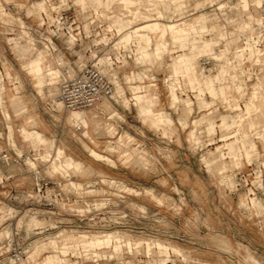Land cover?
<instances>
[{
  "label": "rangeland",
  "instance_id": "obj_1",
  "mask_svg": "<svg viewBox=\"0 0 264 264\" xmlns=\"http://www.w3.org/2000/svg\"><path fill=\"white\" fill-rule=\"evenodd\" d=\"M9 1L28 5L29 16L21 18L25 25L36 28L41 22V6L33 7L40 0H0L2 5ZM83 1L84 4L78 0H49L42 5L50 14L70 5L80 15L90 13L99 18L98 35L73 42L70 48L64 36L37 41L33 31L26 35L24 28L19 29L22 23L16 18L13 21L0 16L2 23L14 26L12 32H7L6 25L0 24V81L4 84L1 106L9 111V137L14 142L8 139L7 123L0 112V156L6 153L11 157L9 165L0 158V172L6 168L0 173V264H43L44 258L45 264H159L162 257L168 258L164 264H254L253 257L257 264H263L264 103L255 110L257 114L250 115L254 125L244 127L240 123L239 132L234 117L244 111V103L255 91L264 99V0ZM150 1L158 3L164 16L153 13L157 20L148 24L169 25L176 21L187 28L189 36L175 40L165 34L160 38L157 26L149 31L143 28L148 31L145 36L132 34L127 39L138 41L139 48L136 47L142 51L155 49L162 53L164 49L161 59L137 62L134 58L139 53L131 42L120 46L127 54L123 61L113 63L109 70L101 62L102 72L114 84V94L105 100L110 108L83 111L91 118L87 128L92 140L89 143L103 155L92 156L75 137L79 130L66 120L70 111L53 108L59 83L68 78L66 73L39 92L25 63L42 50L52 69L65 72L71 67L75 75L82 63L110 55L113 58L118 37L107 26L126 14V23L128 18H134L133 24L143 25L138 18L150 7H145ZM127 8L134 13L129 15ZM5 14L9 15L3 11ZM11 16L18 17L13 13ZM41 28L45 31L44 26ZM102 37L103 41L97 43ZM47 44L55 51L50 52ZM22 48H28L27 55L13 53ZM181 53L198 64L193 77H199L202 70L199 84L189 83L182 71L174 72L181 57L175 56ZM56 55L63 57V64L56 65ZM149 83L155 86L144 92L146 97L157 94L160 99L153 100V110L168 112L173 126L156 127L143 122L131 104L134 86ZM169 93L178 105H173ZM196 98L207 102L206 106ZM189 99L192 110L185 117L183 106ZM17 101L24 102L26 113L12 112L11 105ZM201 113H207V119L196 127L189 142L186 133L192 129L191 120ZM31 118L37 124H31ZM179 119L184 127L177 123ZM106 123L112 125V134L105 128ZM22 128L40 131L46 142L26 136ZM51 141L64 150L65 155L55 154L69 167L68 177L48 172L49 163L42 152L50 148ZM253 143L256 147L248 159L242 144ZM231 145L244 161L241 167L230 163L227 151ZM217 146L226 148L222 161L230 165L218 166L213 157V153L220 154L215 151ZM69 201L75 208L67 204ZM84 202L98 210H77L85 208ZM258 203L260 207L252 206ZM121 212L126 215L118 226H97ZM34 220H38L37 226ZM81 231L88 233L79 234ZM85 234V242L76 238ZM96 239L120 241L118 252L112 245L107 248L100 242L92 247L95 252H85L84 248ZM79 243L82 246H77ZM170 244L179 246L183 255L173 253ZM53 255L57 256L54 262Z\"/></svg>",
  "mask_w": 264,
  "mask_h": 264
},
{
  "label": "crops",
  "instance_id": "obj_2",
  "mask_svg": "<svg viewBox=\"0 0 264 264\" xmlns=\"http://www.w3.org/2000/svg\"><path fill=\"white\" fill-rule=\"evenodd\" d=\"M44 3H43V2ZM81 4H84L85 1L83 0H78ZM49 2V0H40L38 2H36V4L38 5H43L45 3ZM43 3V4H42ZM125 3V2H124ZM127 3V1H126ZM128 4V3H127ZM40 5V6H41ZM0 10L2 12V10H4L5 13H13V14H16V16H18L16 19L20 22L22 21L23 24H24V27H25V21L22 20L24 18H27L29 16V14H27L28 12V5H26V3H13L12 1H9L8 3L5 2V5H2V3L0 2ZM33 6H35V4H33ZM109 5H107L108 7ZM131 6V5H130ZM6 9L10 10V11H7ZM33 12V11H32ZM3 14V13H2ZM1 15V13H0ZM163 15V13H162ZM164 16V15H163ZM20 17V18H19ZM113 17V16H112ZM22 18V19H21ZM135 20V19H134ZM199 20V19H198ZM149 22H152V21H148V22H145V21H141L140 23L143 24V25H138V24H133V25H130V22L128 21L126 23L125 19H122L121 17L117 16V18H115L112 23H110L108 26L109 27H113L116 29L117 31V41L115 42V44L117 45V47L121 46V45H125V44H134L135 46H138L139 42L138 41H134L133 39L131 40H128L127 38L129 36H131L133 34L134 35H139V36H145L146 32L149 31H142L143 28H146L144 27L146 23H149ZM123 24L125 26H123ZM165 24V23H164ZM166 25V24H165ZM170 25V24H169ZM169 25H166L167 27H169ZM118 26H123L121 27L122 30L120 29V31L117 30V27ZM22 27V26H21ZM22 27V28H24ZM160 27V26H159ZM157 28L159 31H160V34H161V29L160 28ZM25 33L24 34H27L28 35V32L25 30L24 31ZM125 32L123 34V37H120V35H122V33ZM185 37V36H184ZM103 38H101L100 41H98V43L102 42L103 41ZM183 37H179V38H173L175 40H179ZM68 41V45L69 47H71L72 43L71 41L67 40ZM51 47L50 44H47L46 45V48L47 49H50L51 50ZM138 53L139 54H135V60L137 62H141V63H144L145 61H154L155 59H161L162 57V54H163V50L161 51L162 53H160V51H156L155 49L152 50V51H148V49H146L145 51H142V49H138ZM28 48H22L20 50H17V51H13L14 54H21V53H25L27 55L28 53ZM51 52V51H50ZM178 56H181L179 59H177V63H176V66L174 67V72H178V71H182L184 73V75L187 77V80L189 83L193 84L194 82H196L197 84H199L200 82V79H201V76L199 77H193L192 75V72L197 68L198 64L195 62V60H192L188 55H186L185 53H181V54H177L175 57H178ZM55 62L57 63L58 61H56V59L58 58L59 60V63H57V65H61L64 63V59L61 55H56L55 57ZM100 62L104 63V66H108V70L110 68H112L110 65H111V61L109 60V58L107 57L106 59H102L101 57L98 59ZM46 62V63H45ZM49 63V64H48ZM173 64V61L171 63V65ZM170 65V66H171ZM25 66H26V69H27V72L28 73H31L33 75V78L36 80V85H38V91L41 92L42 91V87L44 85H52L54 84L60 76L62 77H65L64 76V73H66V76H67V71H72L73 72V68L69 67V69H66L65 71L66 72H62L60 70V68H56V69H52L51 68V64L49 61H46V59L44 58V52L42 50H38L36 56L30 60H28L26 63H25ZM44 66V67H43ZM44 68H46L45 70H43ZM52 69V70H51ZM202 69V68H201ZM104 70V69H102ZM114 76H115V72L114 70L111 72ZM183 75V76H184ZM216 78H218V75L215 76ZM15 79H17V77H15ZM152 86H155V83H149L147 84V86H142V85H136L134 86V88L136 90H134L133 94L132 95V105L135 107V109L137 110V113L138 115L141 117L142 121L145 122L143 120V114H142V111L146 110V109H150L154 114L156 115H163V116H170V114L168 112H165L164 110L162 109H159L157 111H154L153 108H152V105H153V100L154 99H158V101L160 100L159 99V96L156 94V95H151L150 97H146L147 94H145L144 92L147 91V89L149 87H152ZM213 86V78H212V85ZM240 88V85L238 86ZM171 88H173L172 86H170V90ZM3 92H4V84L0 81V112L2 114V116L4 117V119L6 120V127H7V136H8V139L10 138L9 135H8V124L11 125L9 119H6V117L4 115H9V111L8 109L6 108H3L1 105H4V99H3ZM171 93V92H170ZM169 93V95H170ZM212 93L215 94L216 91L215 90H212ZM221 93L223 94L224 91H221ZM114 94V93H113ZM259 92L258 91H255L253 93V95L250 97L249 100H254V99H258V100H261V101H264V99L260 98L259 97ZM170 98H171V101L173 103V105H178V101H175L171 95H170ZM198 99L199 101V104L202 103V105L205 104L206 106V103L205 101H200L201 98H196ZM26 103V102H25ZM192 101L189 99V101H186V103L184 104L183 106V109L185 110L186 108H192ZM53 108H55L56 110H59L61 109L60 107V104L56 103L55 100L53 101ZM201 105V106H202ZM111 105L106 103L105 100H102L101 102L97 103L96 105H94L93 107L91 108H94V109H107V108H110ZM90 109V108H89ZM11 110L12 112H18V111H21L23 113H26L27 112V107L25 106L24 102L23 101H17L15 103H13L11 105ZM88 110V109H87ZM86 110V111H87ZM185 117L187 116L186 112H183ZM202 114V113H201ZM171 117V116H170ZM9 118H10V115H9ZM172 118V117H171ZM66 120L68 121V123H70L72 126L75 124V123H78L80 122L82 124V126L84 127L81 131V133L79 134H76L75 137L77 138V140L79 141L80 145L86 149L90 155L92 156H96V157H102L103 155L99 154L93 147L92 145L89 143V142H92V140L90 139L88 133H87V128H88V124L91 122V118H89V116L83 112V111H74V112H70V114L66 115ZM173 120V119H172ZM193 120V119H192ZM192 120H191V125H192ZM148 122V120L146 121ZM150 122V121H149ZM234 122L239 126V129L238 132L240 131V127H242V125H240L239 123L236 122V116L234 117ZM30 123L31 124H37L36 123V120L35 118H31L30 119ZM178 124H181L183 127L185 126V123L182 122L180 119L179 121H177ZM173 124H174V120H173ZM105 128L107 129V131L112 134L114 132V129L112 128V125L109 124V123H106L105 124ZM254 125V123L252 122H248V126H252ZM12 127V125H11ZM156 129H162V128H156ZM164 130V129H163ZM189 131V130H188ZM188 131L186 133V135L188 134ZM22 133L25 134L26 136H30L31 138L35 139L37 142H42V143H45L46 142V139L45 137L43 136V134L38 131V130H32V131H28L26 130L25 128H22ZM140 134H142V132H139ZM152 133V132H151ZM164 133V132H163ZM143 135V134H142ZM242 135H245V133L243 132ZM178 139H179V136H178ZM187 139H188V135H187ZM11 140V143L14 144L13 142V139L10 138ZM189 141V139H188ZM190 142V141H189ZM242 147H243V151L245 152V156L249 159L250 155H251V149L255 148L256 147V144L253 143L249 146H246L244 144H242ZM226 149V148H223V147H219L217 146L216 147V150L215 151H218L220 152V158H222L223 156V150ZM46 151H53V153H60L62 155H65L64 153V150L57 146L56 143L54 141H51L50 143V148L49 149H46L44 150L43 152H46ZM235 149H234V146L231 145L230 148L228 149V156L231 157V156H237L240 160V162L242 163V165H244V161L241 160L240 158V154L239 153H235ZM42 152V153H43ZM60 157V156H59ZM245 157V158H246ZM61 158V157H60ZM62 160V159H61ZM75 160V159H74ZM78 161V160H76ZM246 161H248L246 159ZM63 162V160H62ZM64 163V162H63ZM206 163V166L207 164L209 163L208 159L205 161ZM69 171V167H67V165L64 163L63 164ZM130 189V188H128ZM240 200L242 201H245L243 198H240ZM249 200H252V201H255L256 198L255 197H249ZM248 200V201H249ZM257 201V200H256ZM253 207L255 208H258L260 207V204H256L255 205H252ZM222 230V229H220ZM41 231V230H40ZM97 242H100L102 244H104V247H110L111 245L113 246V251L114 252H118L119 250V242H116L114 241H107L106 239H96V240H91V245L87 248H84V251L87 252V253H93L95 252V250L93 251L92 247L94 246V244H96ZM57 255V254H56ZM53 255L51 256V260L54 262L55 260V257L58 256V258L61 260V258L59 257V255ZM264 256V255H263ZM250 257V256H249ZM253 257V256H252ZM251 258V257H250ZM252 262L255 263V258H251ZM59 262V261H58ZM42 263L45 264L46 263V258H44L42 260ZM257 264V263H255Z\"/></svg>",
  "mask_w": 264,
  "mask_h": 264
},
{
  "label": "bare ground",
  "instance_id": "obj_3",
  "mask_svg": "<svg viewBox=\"0 0 264 264\" xmlns=\"http://www.w3.org/2000/svg\"><path fill=\"white\" fill-rule=\"evenodd\" d=\"M43 2V1H42ZM44 3V2H43ZM42 3V4H43ZM36 5H38V4H35V6ZM41 5V4H40ZM40 5H38V7L40 6ZM145 5V4H144ZM44 6H46V5H44ZM149 7V8H147V9H145L144 11H142L141 13H140V15H139V20L140 21H145V22H148V21H154V20H157V18H155V16H152V14L153 13H156L158 16H160V15H162V11L161 10H159V8H158V3L156 2V1H150V3H148V5L146 4L145 5V7ZM1 7V6H0ZM34 7V6H33ZM43 6L41 5V9H40V11H39V17H40V21L42 20V17H43V15L45 16V17H47L48 19H50L51 18V16H52V13L50 14L49 12H46L45 10H43V8H42ZM1 9V8H0ZM39 9V8H38ZM128 9V8H127ZM47 10V9H46ZM120 10V9H119ZM3 11L4 10H2V12H1V10H0V13H1V15L0 16H4V18L6 17V18H12V20L13 21H15L16 19H14V18H17V17H14V16H11V14H9V15H3L2 13H3ZM121 11H123V10H121ZM127 11H129L130 12V14L129 15H131V14H133L134 13V11L132 10V9H128ZM35 12V11H34ZM96 19H97V23L99 24V18L97 17V16H95V15H93ZM93 16H91V17H93ZM128 15L126 14V15H124L123 17H121V16H119V17H121L122 19H125V17H127ZM159 19H160V17H159ZM19 20V19H18ZM128 21L130 22V25H133V23H134V18H128ZM159 21V20H158ZM184 21V20H183ZM17 22V21H16ZM21 23H22V27H24V25H23V22L22 21H20ZM156 22V21H155ZM0 24H4V25H6L7 23H2L1 21H0ZM20 24V23H19ZM13 26V25H12ZM17 26V25H16ZM154 26H157V27H159L160 29H161V34H160V38H162V37H164L165 36V34H169L170 35V37L171 38H179V37H184V36H189V31H186V29L187 28H185V27H180L179 26V23H176V21H175V23H172V24H170L169 25V27H167L163 22H156V23H154V24H148V23H146L145 24V26L144 27H146V28H148V29H150V28H152V27H154ZM18 27H19V29L21 30L22 29V27H20V25H18ZM83 27H84V29L86 30V28H87V24H86V22H84V24H83ZM108 28H107V30H109V31H112V30H115V34L117 35V31H116V29L115 28H113V27H109V26H107ZM30 27L29 26H27V25H25V27H24V29L28 32V34L29 33H32V30L33 29H29ZM32 28V27H31ZM22 31V30H21ZM99 33V32H98ZM27 35V34H26ZM61 37V36H60ZM65 37V39H67V40H70L71 42H76L75 41V39H74V35L72 34V33H69L68 35H66V36H64ZM58 38V37H57ZM51 39H53V38H47L46 40H44V41H48V40H51ZM97 43H98V40H97ZM51 46V45H50ZM131 47H136L134 44H132L131 45ZM70 48V47H69ZM137 48V47H136ZM247 49V48H246ZM50 50V49H49ZM124 51V49H122V48H120V46L119 47H117V51H116V53L113 55V58L111 57V55L110 56H107L109 59H110V61H111V67H112V64L113 63H118V62H121V61H123L124 59H125V57H126V53L125 52H123ZM51 52H53V51H55V49L53 48V47H51V50H50ZM122 51V52H121ZM130 51H132V48H130ZM112 58V59H111ZM55 59V58H54ZM56 61H58L57 63H59V60H58V58L56 59ZM57 63H56V65H57ZM93 63L95 64V66L100 70V71H102V69H101V62L99 63V60L97 59L96 61H93ZM123 63V62H122ZM49 64V63H48ZM60 64V63H59ZM120 65V64H119ZM66 72V71H65ZM68 73H67V76H68V78H70V77H72V76H74V74H72L73 72L72 71H67ZM104 73V72H103ZM105 75H106V73H104ZM203 74H202V70H200L199 71V76H202ZM107 76V75H106ZM108 77V76H107ZM109 78V77H108ZM64 79H66V78H64ZM109 80L111 81V79L109 78ZM111 83H112V92H111V96L110 97H100V98H98V99H96L91 105H89L88 107H85V108H65L62 104H61V102L58 100V98L57 97H55V102L56 103H58V104H60V107H61V109H66V110H68V111H70V112H74V111H85V110H87V109H89V108H91V107H93L94 105H96L97 103H99V102H101L102 100H109L110 98H112V96H113V93H114V84H113V82L111 81ZM232 102V101H231ZM234 102V101H233ZM263 103H264V101H260V100H258V99H254V100H248L247 102H245L244 103V111H243V109H242V111L241 112H238L237 113V115H236V122L237 123H241L243 126L246 124L247 126H248V122H252V123H254V120H252L251 118H250V115H251V117H252V115H255V114H257L258 112L257 111H255V110H260V108H261V106L263 105ZM191 110H192V108H186L185 109V112H186V114L188 115V113H190L191 112ZM252 111H255V112H253L252 113ZM262 111V110H261ZM260 111V112H261ZM257 112V113H256ZM142 114H143V120L144 121H150L153 125H156V127L157 126H161V125H163V126H167L168 128L169 127H171V126H173V120H172V118L170 117V116H163V115H156V114H154L149 108L148 109H146V110H144V111H142ZM5 117H6V119H9V115H4ZM249 119H248V118ZM205 119H207V113H202V114H200V116H198V117H195L193 120H192V129L189 131V136H188V138H189V140L193 137L192 135H194V132H196L197 130H196V127H199L200 126V124L202 123V122H204V120ZM256 121V120H255ZM240 124V125H241ZM152 125V126H153ZM73 129L74 130H79V133H81V131H82V129L84 128L83 126H82V124L80 123V122H78V123H75L73 126ZM244 127H246V126H244ZM199 129V128H198ZM8 135L10 136V137H12V127H11V125H9L8 124ZM188 135V134H187ZM197 136H199V135H197ZM195 137H196V135H195ZM196 139V138H195ZM198 139H196V140H194V141H197ZM191 141V140H190ZM193 141V140H192ZM218 152V151H217ZM3 155V156H2ZM1 156H0V158H2L3 160H4V162H5V164L6 165H9L11 162V157L8 155V154H6V153H3ZM43 158H44V160H46V161H48V172L49 173H51V174H56V173H59L61 176H69L70 175V171L63 165V162H62V160H61V158L58 156V155H56V154H54L53 153V151H46V152H43ZM139 156V155H138ZM220 156V154L219 153H213V157L215 158V160H216V162H219V167H222V166H224V165H230V163L231 164H233L234 166H238V167H241L242 165V163L240 162V160H239V158L237 157V156H231V159H230V163H229V161L228 162H223L222 161V158H220L219 157ZM31 165L32 167L34 166V163L32 162V161H28V165ZM218 164V163H217ZM3 165V164H2ZM233 165H232V167H233ZM241 165V166H240ZM213 165H211V166H208V170L212 167ZM2 167V166H1ZM11 167V166H10ZM3 168V167H2ZM5 168V167H4ZM230 168V167H229ZM4 170H6V168L5 169H3L2 170V172L4 171ZM10 170V169H9ZM1 171V170H0ZM92 171V170H91ZM2 172H0V173H2ZM97 173V172H96ZM4 174V173H3ZM225 179H227V177H223V180H225ZM67 204L68 205H70V207H74L75 208V205H74V203L72 202V201H69V202H67ZM84 205H85V208H76L77 210H79V211H91L92 209H96L97 207H90V206H93V204L92 203H90V204H87L86 202H84L83 203ZM40 223V222H39ZM33 224L35 225V226H37L38 225V220H34L33 221ZM42 226V225H41ZM99 230V229H98ZM87 231V230H86ZM88 232H89V230H88ZM88 232H79V234H81V233H88ZM78 234V235H79ZM106 234V233H105ZM120 235V234H119ZM72 237V236H71ZM70 237V238H71ZM95 237H99V236H95ZM69 238V239H70ZM73 238V237H72ZM71 238V239H72ZM76 238H78V240L79 241H81V242H85L86 241V239H87V237H86V234L85 235H80L79 237H76ZM102 238V237H101ZM66 239V238H65ZM64 239V240H65ZM68 239V240H69ZM93 239H94V237H93ZM63 240V239H62ZM67 240V241H68ZM59 242V241H58ZM66 242V241H65ZM44 243V242H43ZM34 245V244H33ZM38 245V244H37ZM44 245V244H43ZM42 245V246H43ZM41 246V245H40ZM40 246H38V247H40ZM47 246H49V245H47L46 244V247ZM77 246H82V244H78ZM44 247V246H43ZM46 247H44V248H46ZM50 247H48L47 249H49ZM52 249V248H51ZM169 249L170 250H172L173 251V253H176V254H181V252H182V250H181V248L179 247V246H176V245H173V244H170L169 245ZM168 250V249H167ZM34 251V250H33ZM38 251H39V249H38ZM43 251V250H42ZM171 251V252H172ZM37 252V251H36ZM41 253V251L38 253V254H40ZM37 254V253H36ZM84 254V253H83ZM67 255V254H66ZM66 255H64V257L66 256ZM85 255V254H84ZM89 255V254H88ZM181 255H183V254H181ZM32 257H33V255H32ZM31 258V257H30ZM167 257H162V258H160L159 260H158V262H159V264H164L166 261H167ZM150 263V262H149ZM156 263V262H155ZM254 263V262H253ZM256 263V262H255ZM254 263V264H255Z\"/></svg>",
  "mask_w": 264,
  "mask_h": 264
},
{
  "label": "built area",
  "instance_id": "obj_4",
  "mask_svg": "<svg viewBox=\"0 0 264 264\" xmlns=\"http://www.w3.org/2000/svg\"><path fill=\"white\" fill-rule=\"evenodd\" d=\"M72 8L69 5L65 8L53 10L50 19L43 15L41 22L37 24L36 28L29 26V29H33V34L37 36V41L46 40L48 37L59 38L69 33L74 35L75 41L97 36L101 23L98 24L97 19L94 16L91 17L92 14L89 13L87 16L80 15L78 9L74 10ZM84 22L87 24L86 30L83 27ZM41 26L45 27V31ZM6 28L7 32H12L14 26L6 24ZM111 92L112 83L109 78L93 62L89 61L82 63L74 76L61 80L56 97L65 108H85L100 97H110ZM37 189H39V186ZM110 213L112 215L115 214L114 211ZM125 215V212H121L116 214L114 219L105 218L97 226L99 228L112 225L118 226L122 223V218Z\"/></svg>",
  "mask_w": 264,
  "mask_h": 264
}]
</instances>
